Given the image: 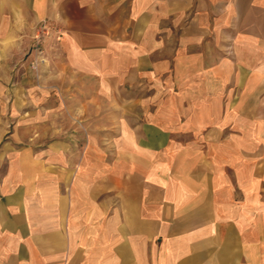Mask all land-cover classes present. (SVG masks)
I'll list each match as a JSON object with an SVG mask.
<instances>
[{
  "label": "crops",
  "instance_id": "crops-1",
  "mask_svg": "<svg viewBox=\"0 0 264 264\" xmlns=\"http://www.w3.org/2000/svg\"><path fill=\"white\" fill-rule=\"evenodd\" d=\"M0 264H264V0H0Z\"/></svg>",
  "mask_w": 264,
  "mask_h": 264
},
{
  "label": "rangeland",
  "instance_id": "rangeland-1",
  "mask_svg": "<svg viewBox=\"0 0 264 264\" xmlns=\"http://www.w3.org/2000/svg\"><path fill=\"white\" fill-rule=\"evenodd\" d=\"M43 26L45 27L43 28ZM47 30H48V26L44 22H41L38 25H36V29L32 34L31 40L27 42L23 55H21L20 59L18 60L16 59L12 63L13 73L21 75L23 74V71L21 73V71L19 70L24 69L25 67L28 66L27 71L28 70L30 71H28L27 75H31L34 77V74H36V68L38 64L44 58L42 55L45 47L44 42H45V38L49 35ZM29 106L30 105H27V108ZM75 123H79V121L76 120Z\"/></svg>",
  "mask_w": 264,
  "mask_h": 264
},
{
  "label": "built area",
  "instance_id": "built-area-1",
  "mask_svg": "<svg viewBox=\"0 0 264 264\" xmlns=\"http://www.w3.org/2000/svg\"><path fill=\"white\" fill-rule=\"evenodd\" d=\"M45 26H43V28H44Z\"/></svg>",
  "mask_w": 264,
  "mask_h": 264
}]
</instances>
